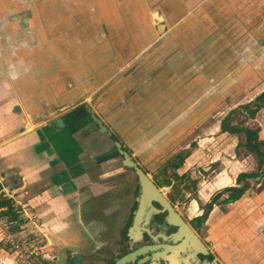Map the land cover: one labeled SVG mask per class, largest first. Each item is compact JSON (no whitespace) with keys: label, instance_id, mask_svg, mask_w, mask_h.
Returning <instances> with one entry per match:
<instances>
[{"label":"flooded vegetation","instance_id":"af4514ba","mask_svg":"<svg viewBox=\"0 0 264 264\" xmlns=\"http://www.w3.org/2000/svg\"><path fill=\"white\" fill-rule=\"evenodd\" d=\"M200 1L199 38L176 60L192 87L182 111L126 129L79 102L69 137L60 117L33 163L41 178L2 160L3 181L28 188L26 209L57 236L44 264L234 263V204L264 190V0Z\"/></svg>","mask_w":264,"mask_h":264},{"label":"crops","instance_id":"0c3cea01","mask_svg":"<svg viewBox=\"0 0 264 264\" xmlns=\"http://www.w3.org/2000/svg\"><path fill=\"white\" fill-rule=\"evenodd\" d=\"M200 2L0 0V103L15 124L14 136L1 145L79 102L123 117L126 129L142 115L182 111L192 87L176 60L199 38L198 18L190 15L202 14ZM158 8L165 13L152 11ZM164 38L171 41L160 50V67L144 64L146 52ZM116 68L125 71L117 83L107 77ZM21 118L26 122L18 124ZM61 119L66 124L70 116ZM226 248L222 241L220 250ZM234 264H264V190L234 204Z\"/></svg>","mask_w":264,"mask_h":264},{"label":"rangeland","instance_id":"374dc122","mask_svg":"<svg viewBox=\"0 0 264 264\" xmlns=\"http://www.w3.org/2000/svg\"><path fill=\"white\" fill-rule=\"evenodd\" d=\"M224 1V0H221ZM227 2L230 4L231 2H234V0H227ZM224 3V2H223ZM234 4H231V6H229L232 9V6ZM152 11H156L158 12L159 15H161V12L165 13L164 10L162 8H158L156 10H152ZM149 12H151V10H148L146 12V14H148ZM184 13V12H183ZM230 13V11H229ZM171 40H168L167 38H164L162 41H159L156 45H155V50L151 51V49H149L146 52V55L143 56L144 58V64L149 63L151 68L157 67L162 64L161 61H164L161 58V54H160V50L162 48H164L165 46H167L168 42H170ZM112 45H110L111 47ZM178 52V50H176L173 53ZM172 54V53H171ZM169 54V55H171ZM181 56V55H180ZM165 64V62H164ZM129 74V72H128ZM123 76V77H122ZM125 71H119L117 68L113 69L109 72L108 74V78L114 80L113 82L117 83L119 82L120 78H125ZM101 89V88H100ZM95 94H97V92H95ZM120 97V101L122 104H124L123 106H125V93L123 94L122 92L119 93ZM7 104H3L0 103V195L4 196L6 199L8 198L9 200H11L13 202V205L18 207V212L20 217L24 220L25 224L22 226V228L24 227L26 229L25 233H27L28 235V239L25 238V236H21L20 234H15L16 237L18 239L21 240H26L27 244H22L21 247L24 249V251L21 250V247L17 250H15V248L11 247V245L5 240L3 239V241L1 242L0 247H5V249H7L9 252L12 251H16L17 253H19L18 257L16 258L15 261H12L13 264H44L41 263L42 262V255L43 254H47V249H49V247L55 246L56 242H57V236H55L54 234H51V232H49L48 227L46 226L45 229H43V227L41 226L42 224V220L40 219L39 214H34L31 213V211L26 209V200L27 197L30 196L29 194V190L26 187H21V188H10L6 182L3 181V175L2 172L3 170H6L9 168V165L6 164L5 166L2 164V160L5 163H9L11 158H13V160H15L14 162L17 163L18 165V169L19 172L21 174H23V170L22 167L24 169H26V175H30L32 181L34 180H38V176L41 178V175L37 174V172H39L38 168H35L31 163H29L27 160V158L25 157V155H21L15 152L14 148L9 147L7 144L5 146H2L1 144L4 141L9 140L12 136H14L15 133V124L12 122L13 119L10 118L7 114ZM25 115L23 114L22 117H24ZM123 117H118V120H122ZM22 122V123H18V124H23V122H26V119H19L16 122ZM32 122V121H31ZM122 122H126V120H122ZM147 122H149V119H147L144 124ZM36 123V122H34ZM69 123L66 122L65 127L63 128V131H60L59 129V125L58 124H50L49 126L44 128V133L45 135L52 141L56 143V135H59V131H60V138L63 137H69L70 133H71V128L70 125H68ZM16 135V134H15ZM68 139V138H67ZM2 155V156H1ZM24 157V158H23ZM6 159V161L4 160ZM7 159L9 161H7ZM21 161V162H20ZM28 163H27V162ZM26 162L24 165L23 163ZM22 165V167H21ZM4 167V168H3ZM41 174V173H40ZM48 178H51L50 175H52L51 173H45ZM38 175V176H37ZM45 175V176H46ZM64 177L68 178V174H64ZM68 180V179H67ZM54 202H52V204H54ZM52 208L51 210L48 212L47 217L50 219V221L52 220L51 224L54 223V225H52V227L54 228L56 226V222L58 221L57 219V213L55 211L54 205H51ZM51 212V213H50ZM50 226V225H49ZM43 229V230H42ZM23 235V233H21ZM31 236V237H30ZM46 238H45V237ZM30 237V239H29ZM0 238H4V236L2 235V233L0 232ZM46 239V240H45ZM6 245V246H5ZM25 245V246H23ZM12 248L10 250V248ZM24 253H26V255L24 256ZM231 253H229V259L231 258L230 256ZM234 264V263H233Z\"/></svg>","mask_w":264,"mask_h":264},{"label":"water","instance_id":"95a60500","mask_svg":"<svg viewBox=\"0 0 264 264\" xmlns=\"http://www.w3.org/2000/svg\"><path fill=\"white\" fill-rule=\"evenodd\" d=\"M81 105L83 107H85L88 112H90V110L86 104H81ZM74 109H76V108H74ZM73 111L74 110H72L71 112H66V113L62 114L61 116H56V117L38 125V126H36L35 128H33V130H30V131L28 130V131L24 132L23 134L18 135L16 138L9 141L7 143V145L9 147L14 148L16 153L21 154L22 156L25 155L27 160H29V162L32 165H33V163L35 165H39L38 161H40L41 158H43V156H44L42 149H47L46 147H48V146H46L47 144L45 143V140L48 138L46 137L43 129L45 127L49 126L50 124H53V123L58 124L60 126L62 124L60 117L70 116ZM96 121L99 124V126L104 128L102 126V124H100L98 122L97 119H96ZM50 145H53V144L51 143V144H49V146ZM45 155H47L46 152H45ZM46 167H47L46 168L47 172L50 173L49 163L46 164Z\"/></svg>","mask_w":264,"mask_h":264},{"label":"built area","instance_id":"2783aa9c","mask_svg":"<svg viewBox=\"0 0 264 264\" xmlns=\"http://www.w3.org/2000/svg\"><path fill=\"white\" fill-rule=\"evenodd\" d=\"M8 199V198H7ZM5 208H0V232L4 236V238H0V243L5 239L11 247L15 248V250L19 249L22 244H27V241L18 239L15 234H12L10 232V223L7 222L6 218L1 215V212H3ZM23 245V246H25ZM21 250L24 251V249L21 247ZM16 251L9 252L5 247H0V264H13L12 261H15L18 257L19 253H17L16 257L12 258V254ZM26 253H24V256ZM45 254L42 255L43 258H45Z\"/></svg>","mask_w":264,"mask_h":264},{"label":"trees","instance_id":"16d2710c","mask_svg":"<svg viewBox=\"0 0 264 264\" xmlns=\"http://www.w3.org/2000/svg\"><path fill=\"white\" fill-rule=\"evenodd\" d=\"M0 208H5V210L1 212V215L10 223V232L16 235L20 234L22 237L25 236V238L28 239V235L25 233L26 229L24 227L22 228L25 222L19 215L18 207L14 206L11 200L0 195ZM21 233H23V235ZM11 249L12 248H10V250ZM41 263H44L43 260Z\"/></svg>","mask_w":264,"mask_h":264},{"label":"bare ground","instance_id":"6f19581e","mask_svg":"<svg viewBox=\"0 0 264 264\" xmlns=\"http://www.w3.org/2000/svg\"><path fill=\"white\" fill-rule=\"evenodd\" d=\"M16 255H17V252H14V253L12 254V258L16 257Z\"/></svg>","mask_w":264,"mask_h":264}]
</instances>
